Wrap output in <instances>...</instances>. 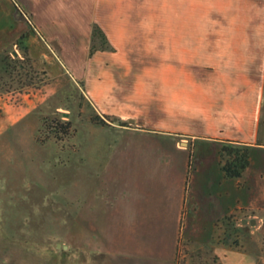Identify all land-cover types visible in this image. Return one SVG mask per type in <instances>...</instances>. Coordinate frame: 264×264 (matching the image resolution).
I'll list each match as a JSON object with an SVG mask.
<instances>
[{
  "label": "rangeland",
  "instance_id": "obj_1",
  "mask_svg": "<svg viewBox=\"0 0 264 264\" xmlns=\"http://www.w3.org/2000/svg\"><path fill=\"white\" fill-rule=\"evenodd\" d=\"M29 30H37L34 43ZM40 35L18 0H0V37L10 40L0 49V94L13 113L23 111L0 133V264H215L207 249L185 240L209 237L212 216L205 207L192 216L172 205L182 170L188 193L211 188L193 172L190 155L181 167L187 151L178 148L191 138L97 113L83 75L65 64L55 71L61 56ZM262 107L264 145V96ZM65 122L68 134L60 129ZM256 152L244 171L246 206L231 211L217 233L264 264V150Z\"/></svg>",
  "mask_w": 264,
  "mask_h": 264
},
{
  "label": "crops",
  "instance_id": "obj_2",
  "mask_svg": "<svg viewBox=\"0 0 264 264\" xmlns=\"http://www.w3.org/2000/svg\"><path fill=\"white\" fill-rule=\"evenodd\" d=\"M18 1L30 12L40 38L61 56L54 70L65 64L83 75L85 95L97 113L131 117L157 133L191 138L188 146L185 141L176 146L187 151L181 167L190 155L193 172L202 173L211 188L206 194L201 188L188 193L182 170L172 205L179 214L189 209L192 216L205 207L212 234L203 241L185 240L207 249L215 264H255L253 254L232 249L217 228L247 202L245 173L229 178L221 169L222 144L249 146V167L256 151L264 150L259 142L264 0ZM92 23L112 49L89 56ZM36 32L29 30L30 42L37 40ZM9 41L0 37V49ZM14 110L0 94V133L21 117L23 111Z\"/></svg>",
  "mask_w": 264,
  "mask_h": 264
},
{
  "label": "trees",
  "instance_id": "obj_3",
  "mask_svg": "<svg viewBox=\"0 0 264 264\" xmlns=\"http://www.w3.org/2000/svg\"><path fill=\"white\" fill-rule=\"evenodd\" d=\"M17 8L21 11L19 6L16 3ZM17 9V10H18ZM98 41V43H96ZM112 47L109 44L104 32L102 29L96 24H91V36H90V44H89V55H92L97 50H111ZM9 58V57H8ZM9 62H13L18 66V68H24L23 64L19 62V58H9ZM102 123L104 119L98 118ZM95 121V120H94ZM69 122H65L60 125V129L64 134H68L69 130ZM249 149L250 147L244 144H237L232 141L226 142L222 144L221 154L224 155L226 153L228 156L227 159L221 165V169L224 172V175L229 178L240 177L245 169L249 166ZM234 154V155H233ZM233 155V156H232Z\"/></svg>",
  "mask_w": 264,
  "mask_h": 264
},
{
  "label": "water",
  "instance_id": "obj_4",
  "mask_svg": "<svg viewBox=\"0 0 264 264\" xmlns=\"http://www.w3.org/2000/svg\"><path fill=\"white\" fill-rule=\"evenodd\" d=\"M117 118H115L114 117V120H116ZM131 121H133V119H130ZM247 221H248V223L250 224V225H254L255 224V220L254 219H250V220H247V219H243L242 220V223H247ZM60 246V244H58V247ZM66 246H64V248H65Z\"/></svg>",
  "mask_w": 264,
  "mask_h": 264
}]
</instances>
